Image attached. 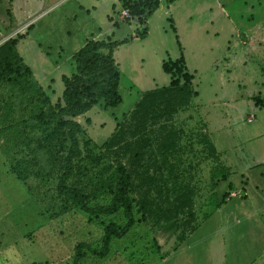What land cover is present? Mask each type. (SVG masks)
<instances>
[{
  "label": "rangeland",
  "instance_id": "374dc122",
  "mask_svg": "<svg viewBox=\"0 0 264 264\" xmlns=\"http://www.w3.org/2000/svg\"><path fill=\"white\" fill-rule=\"evenodd\" d=\"M170 3L146 20L140 40L135 34L142 26L123 22L119 0H0V16L8 10L21 25L16 32L6 28L0 44L23 34L17 53L43 87L0 85V264H71L75 244L98 246L101 222H123L118 214L89 223L83 213L63 208L55 193L58 165L47 161L45 125L32 118L45 111L43 96L50 105L59 98L60 76L73 73L67 56L86 41L108 38L127 40L113 53L121 101L115 108L97 104L78 117L79 157L67 183L88 193L89 205H101L121 166L136 207H143L142 220L112 241L103 259L85 255L79 264H214L205 220L223 194L235 190L231 202L241 200L239 172L264 154V137H258L264 108L251 100L264 96V0ZM26 5L33 14L21 20ZM180 55L197 96L169 121L147 122L136 131L130 120L135 103L143 92L168 84L161 62ZM224 165L232 173L221 180ZM257 171L248 173L245 190L261 206L264 177ZM225 254L221 264H230ZM236 264H242L238 253Z\"/></svg>",
  "mask_w": 264,
  "mask_h": 264
},
{
  "label": "trees",
  "instance_id": "16d2710c",
  "mask_svg": "<svg viewBox=\"0 0 264 264\" xmlns=\"http://www.w3.org/2000/svg\"><path fill=\"white\" fill-rule=\"evenodd\" d=\"M119 2L121 11H125L128 15L123 22L135 20L142 26L135 37L144 39L146 20L157 9L158 0H119ZM22 38L23 34H16L14 38H9L0 44V85L26 81L28 86L39 88L31 80L29 68L23 64L17 54L15 46ZM126 42V39L113 42H109L108 39L86 41L71 56L73 73L69 76H60L62 91L59 98L50 105L43 96L41 101L45 105V111L40 110L32 116L36 122L45 125L43 138L47 141V161L58 165L60 173L55 185V193L63 208L68 206L83 213L89 223L100 217L107 218L118 214L123 220L122 224L107 222L104 225L101 222L102 233L98 246L75 244L72 249L71 264H79L85 255L103 259L108 253L109 244L123 238L136 222L142 220L143 207H136L131 196L129 175L121 166L115 168L114 178L106 187L108 201L101 205H89L90 195L83 189L67 183L74 175V161L79 157L77 137L82 132V128L76 118L83 116L97 104L107 109L115 108L121 101L118 93L119 72L112 54L118 46ZM160 69L169 77L168 84L143 92L135 103L130 113V120L135 123L136 131L143 130L147 122L169 121L180 109L187 106L190 99L197 96L191 89L193 76L185 71L181 55L174 61H162ZM251 100L255 107L264 106V96L254 97ZM46 125L50 126L46 127ZM209 150L213 155L212 146H209ZM11 172L17 179H21L17 171L12 169ZM226 175L227 173L224 172V175L220 177L221 180H225ZM228 195L223 194L219 204L223 203ZM135 214H140L139 220L134 218Z\"/></svg>",
  "mask_w": 264,
  "mask_h": 264
},
{
  "label": "crops",
  "instance_id": "0c3cea01",
  "mask_svg": "<svg viewBox=\"0 0 264 264\" xmlns=\"http://www.w3.org/2000/svg\"><path fill=\"white\" fill-rule=\"evenodd\" d=\"M170 4H171L170 0H158V7L153 12V14L156 13L157 11L162 10L164 6H167L166 7L167 10L168 5ZM25 8L26 9L24 11V16L21 17V20L23 18L28 19L33 14L32 11L28 9L29 8L28 5H26ZM165 13L166 11H164L163 14ZM0 22H1L0 23L1 35L5 34L3 33V31H5L6 28L9 29V31L13 30L15 32L16 30H19L21 28V25H17V23H15L16 18L13 17V13H9L8 10L5 17L0 16ZM12 25L14 26L13 28ZM29 26L31 28L33 27V24L30 23ZM92 40L95 41L94 39ZM19 41H17L16 46H18ZM109 42L111 41L109 40ZM71 56H67V60L70 59L71 61ZM52 63L55 68L60 67V63L56 61H53ZM34 83L41 89L43 88L41 87V85L37 84L36 82ZM46 88L48 89V87ZM241 102L242 101L240 100L239 104ZM247 105L248 102L246 100L245 106ZM256 108L261 109L264 108V106L256 107ZM237 109H235V113L237 112ZM77 119L78 118H76V121ZM233 119L235 120L236 117L233 116ZM261 120L264 121V114H262ZM250 121H251L250 118L246 120V122L248 123ZM258 137H261L260 139H263L264 129L263 132H261ZM263 148H264V142L262 144L261 149ZM222 167L225 169V172L227 173L226 175L227 178L229 174L232 172L227 165H224ZM254 170H258L256 172V177H258L259 179H262L264 177V154L258 158L252 157L250 161L244 167H242V171L239 172V177L242 181L241 183L243 184V188L246 189L247 187L246 185L249 180L248 173ZM253 188L257 190V185H254ZM245 189H242L241 191V197L239 196L241 200L239 202L236 201L231 202V199L234 200L238 197L229 198L227 196L224 199L226 202L223 201V203H221L216 208L214 213H212L211 216L209 215L205 220L207 226L210 228V231L212 232L207 238L208 240L210 239L213 240L212 241L213 244L208 248H211V250L213 251L212 257H214L213 258L214 264H221L222 260L223 262L225 261L224 257L226 255L225 252H227V250L229 251L230 264H236V253H238V258L242 260V264H264V205L259 206L256 203H254L253 199L248 196L249 195L248 191ZM230 193H238V191L232 190Z\"/></svg>",
  "mask_w": 264,
  "mask_h": 264
},
{
  "label": "built area",
  "instance_id": "2783aa9c",
  "mask_svg": "<svg viewBox=\"0 0 264 264\" xmlns=\"http://www.w3.org/2000/svg\"><path fill=\"white\" fill-rule=\"evenodd\" d=\"M120 14H121V16H124L125 18H128V15H127V13H126L125 11H121ZM228 197H229V198L236 197V194H235V193H230V194L228 195Z\"/></svg>",
  "mask_w": 264,
  "mask_h": 264
}]
</instances>
